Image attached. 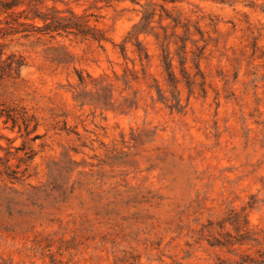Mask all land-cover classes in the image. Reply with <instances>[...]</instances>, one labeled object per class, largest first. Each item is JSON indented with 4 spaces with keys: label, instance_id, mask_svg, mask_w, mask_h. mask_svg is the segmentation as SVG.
I'll return each instance as SVG.
<instances>
[{
    "label": "rangeland",
    "instance_id": "obj_1",
    "mask_svg": "<svg viewBox=\"0 0 264 264\" xmlns=\"http://www.w3.org/2000/svg\"><path fill=\"white\" fill-rule=\"evenodd\" d=\"M90 12L103 46H10L26 66L0 103L34 114L39 138L3 130L34 159L0 175V264H264V0ZM130 33L148 61L121 53Z\"/></svg>",
    "mask_w": 264,
    "mask_h": 264
},
{
    "label": "trees",
    "instance_id": "obj_2",
    "mask_svg": "<svg viewBox=\"0 0 264 264\" xmlns=\"http://www.w3.org/2000/svg\"><path fill=\"white\" fill-rule=\"evenodd\" d=\"M121 1L123 0H0V86L6 81L19 79L22 69L26 66L25 58L11 50L10 46L16 39L73 38L81 42L93 41L103 46L110 39L107 32L98 25L99 16L90 10L113 7ZM100 4L103 5L99 6ZM78 9L82 11L79 12ZM154 12L155 9L144 12L143 27L151 22ZM133 38L130 33L124 39L120 45L121 53L125 56L127 45L131 44L139 60L148 61L147 50L136 37ZM163 59L169 81L175 84L169 55L164 54ZM0 119L3 123V127L0 126V151L6 153V158L0 156V175H5L11 181L19 180L27 172V169L19 171L20 164L23 162L27 165L34 159V154L27 152L23 145L15 146L16 138L8 137L3 130L17 132L19 137L37 140L39 136L35 133L39 128V121L24 107L4 103H0ZM2 141H6L7 147L1 144ZM20 152H23L24 156H20ZM12 159L19 163L15 168L11 163Z\"/></svg>",
    "mask_w": 264,
    "mask_h": 264
}]
</instances>
